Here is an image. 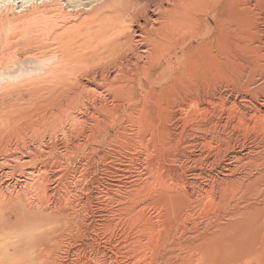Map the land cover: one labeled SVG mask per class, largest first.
<instances>
[{"label":"rangeland","instance_id":"rangeland-1","mask_svg":"<svg viewBox=\"0 0 264 264\" xmlns=\"http://www.w3.org/2000/svg\"><path fill=\"white\" fill-rule=\"evenodd\" d=\"M18 1L1 2L0 27L19 14ZM216 29L187 35L116 80L71 70L75 62L58 61L63 48L54 38L51 57L5 42L0 30V264H264V235L233 229L242 212L264 216V148L234 158L263 134L246 138L225 100L251 85L247 61L264 63V47L259 36L238 49L236 74L226 76L230 55ZM97 55L76 51L73 61L90 56L100 70Z\"/></svg>","mask_w":264,"mask_h":264},{"label":"bare ground","instance_id":"bare-ground-1","mask_svg":"<svg viewBox=\"0 0 264 264\" xmlns=\"http://www.w3.org/2000/svg\"><path fill=\"white\" fill-rule=\"evenodd\" d=\"M2 1L6 2V1H10V0H0V4ZM251 1L252 0H24V2L18 1L19 4L22 3L21 10H20L19 14L14 13V14H12L11 17L5 16L6 18H5V20L3 19L4 21L2 23V26L0 27V30H3L5 32L3 35L1 34L4 37L5 42H8L10 44H13L15 42H22L26 46H36V47H38V50L41 49V52L43 54L48 53V55L51 57H52V55H54V53L50 50L51 48H53V46L51 47V45L49 43H50V40L54 38V41L57 40L63 48L62 49L63 54H62L61 59H59L60 56L57 57L58 61L62 62L63 60H65V61L70 62V63L75 62L76 65L72 66L71 70L81 69V70H86V72L94 71V73H92V80L93 79L97 80L98 76H101L102 80L106 77H108V78L110 77V78H112V80H116L120 77V75H122V73H126V72L130 71L133 67H139L147 59H149L150 55H152L154 57H158L159 52L162 51L164 48H165L166 52L171 50V49L177 48L179 43L182 42L181 39L185 38L187 35L193 34V35H197L198 37L205 38V37L209 36L210 34H212L213 32L217 31L216 28H218L219 29V38H222L227 43V46H228L227 52L230 55V63H229L228 68L226 70V76L230 75V77H232L233 74H236V70H235V66L237 63L236 53H237L238 49L242 48V49L249 50L250 48H253V46H250V44L254 39L259 38V36H260L259 40L261 41V46L264 47V4H262V5L259 4L258 6H256V5H253L254 3L252 4ZM2 4H3V2H2ZM13 5H15V4L13 3ZM13 5H10L11 9L13 8L12 7ZM3 8L2 9L0 8V9L3 10ZM6 10L8 11L10 9H6ZM211 14H212L213 19L209 17ZM212 20L215 22H213ZM0 38H2V37H0ZM2 40H3V38H2ZM252 44H253V42H252ZM22 48L24 49V47H22ZM58 48H60V47H58ZM85 49H91L92 51L98 53L99 55H97L98 57H96L97 61H98V59L101 62L105 61L100 70L95 69V66L97 63H95L96 61L90 56H84L83 59L73 61V57H74V54L76 53V51H82ZM38 50H37V52H38ZM15 51H17V50H15ZM59 53H60V51H59ZM0 54H1V52H0ZM36 56H37V54H36ZM31 57L32 56H30V58ZM46 60H48V59L45 58V62H46ZM49 60H50V58H49ZM45 62H44V64H45ZM50 62H53V61H50ZM55 62H56V60H55ZM1 64H2V62H1ZM108 64H110V65L108 66ZM58 65H57V67H58ZM60 65H61V63H60ZM247 68L249 69L247 75L249 77V82L252 86L248 85L242 91L240 96H236L235 98L230 99V100L228 97H225V100L227 102H229L231 107L235 108L236 111L238 112V124L237 125L239 127L242 126L244 128V135L246 136V138L252 132H255L259 135L260 134H263V135L261 137V142H260L262 144H260L259 146H258V144L257 145L244 144L242 146L240 153H237L234 156V158L239 159V160L247 158V157L253 159L252 156H254V155L258 156L261 153V149L264 148L263 147L264 146V63L262 62V60L261 61H258V60L255 61V59H254L252 64H250L248 66V61H247ZM241 70L244 71L245 69H241ZM176 73H177V71H176ZM145 80H146V78H145ZM138 81H140V80H137V82ZM209 81H211V80H209ZM84 87L87 88L88 91L97 89V88L94 89V87L91 86V83H87ZM129 87H131V86H129ZM75 89H77V88H75ZM76 91H78V90H76ZM122 91H123V89H122ZM103 98H104V96H103ZM174 98H176V97L174 96ZM222 98L220 100H222ZM191 99L193 100V96L191 97ZM194 99H196V98H194ZM103 100H105V99H103ZM198 100L199 99H197V101ZM205 103H207V102H205ZM222 105H223V103H222ZM185 106H187V105H185ZM207 107L205 108L206 110H208ZM184 108L185 107H183V109ZM189 108L190 107H188V109ZM211 108H212V106H211ZM183 109H181V110L183 111ZM188 109H186V111ZM215 109H216V107H215ZM219 109H220V107H219ZM181 110H179V112ZM225 110H226V108H225ZM188 113H189V111H188ZM203 113H204V111H203ZM76 114H77V112H76ZM211 114H212V112H211ZM229 114H231V113H229ZM193 115H195V114H193ZM207 115H208V113H207ZM56 117L58 118V116H56ZM74 121L75 120H73V122ZM75 122H78V120ZM85 122H87V121H85ZM189 122L193 123V121L192 122L189 121ZM218 123H219V120H218ZM223 125H226V124L223 123ZM184 129H185V127H184ZM40 130H42V129H40ZM235 140H236V138H235ZM259 141H260V139H259ZM201 143H203V142H201ZM211 143H212V141H211ZM23 144H25V143H23ZM40 147H38V148H40ZM198 149H200V148H198ZM216 150H214V151H216ZM218 150H219V148H218ZM224 154H225V152H224ZM12 158L15 159L14 156ZM202 158H203V156H202ZM221 158H222V156H221ZM17 160H18V158H17ZM20 160H22V159H20ZM6 162H7V160H6ZM10 163H12V162H10ZM218 163H219V161H218ZM235 164L232 161H230L225 165L224 174L226 176L228 175V173L233 171ZM11 166H15V165H11ZM123 168H125V167H123ZM2 170H4V169H2ZM2 170L0 171V173L1 172L4 173V171H2ZM30 170H28L29 172L28 171L27 172L29 174H31V173L33 174V171H30ZM9 172H10V170H9ZM48 173H50V172H48ZM256 176H257V174H256ZM32 179L28 178L26 180V182L29 183V181ZM135 181H137V180H135ZM203 182H205V181L203 180ZM44 184H47V183H44ZM179 185H180V182H179ZM181 185L184 186L183 184H181ZM45 188H46V186H45ZM22 193H23V191H22ZM124 193H126V192H124ZM24 194H26V193H24ZM194 196L196 197L197 195H194ZM144 199H145V197H144ZM6 203H8V202H6ZM39 204H41V203H39ZM24 206H25V204H24ZM3 207H4V205H3ZM36 207H38V206H36ZM261 211H262V209H261ZM254 212H256V211H254ZM242 214L243 215L241 217L245 220H240V222H238L235 225V228H233L234 230L237 231V233L238 232L245 233V232L253 231L254 233H262L264 235V223H263L264 216L262 218V222H260L259 218L261 215H257L256 218L251 220L250 217H248V212H242ZM28 216H30V215H28ZM48 219H50V218H48ZM36 225H37V223H36ZM7 228H9V227H7ZM17 230H19V229H17ZM229 243H231V242H229ZM260 244H261V241H260ZM241 249H242V247H241ZM0 251H2V250H0ZM6 252H8V251H6ZM39 254H41V253H39ZM127 256H129V255H127ZM251 260H253V258ZM244 261L245 260H243V262ZM199 263H200V261H199ZM16 264H21V261H18Z\"/></svg>","mask_w":264,"mask_h":264}]
</instances>
